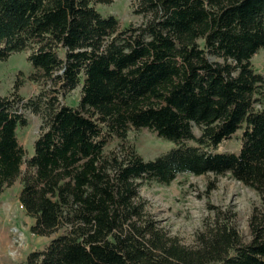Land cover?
Instances as JSON below:
<instances>
[{"label": "trees", "instance_id": "trees-1", "mask_svg": "<svg viewBox=\"0 0 264 264\" xmlns=\"http://www.w3.org/2000/svg\"><path fill=\"white\" fill-rule=\"evenodd\" d=\"M132 1L144 21L122 28L96 8L113 0H0V62L27 53L41 87L26 103L0 94V197L20 181L33 234L60 233L26 264H264V211L249 241L218 213L186 247L140 196L182 174H229L264 194V77L251 63L264 0ZM79 88L78 106L65 105ZM22 109L42 121L29 159ZM144 129L174 148L146 162L124 146ZM239 132L240 152L220 153Z\"/></svg>", "mask_w": 264, "mask_h": 264}, {"label": "rangeland", "instance_id": "rangeland-1", "mask_svg": "<svg viewBox=\"0 0 264 264\" xmlns=\"http://www.w3.org/2000/svg\"><path fill=\"white\" fill-rule=\"evenodd\" d=\"M98 12L105 18H116L122 28L139 26L142 16L134 14L132 0H113L110 5H97ZM28 54L11 56L0 62V94L9 96L16 92L24 99L23 103L38 95L41 87L29 80L33 72L28 63ZM257 73L264 77V51L255 55L251 61ZM16 83L18 84L15 89ZM80 88L64 102L69 107L78 106ZM21 112L28 124L18 130L20 146L26 152L27 159L34 155V144L41 134L42 121L31 111ZM194 133L200 136L195 127ZM242 132L224 142L220 153L238 154L242 146ZM123 145L120 141L111 142L106 151L117 150ZM124 146H133L146 161H155L162 154L174 148L170 142L159 139L144 129L132 131ZM26 167H23L25 171ZM21 183L18 181L0 197V264H26L34 252L45 251L60 234L49 237L36 236L32 232L35 220L22 208L19 197ZM140 196L147 203V212L158 221L171 238L178 239L186 247L196 245L198 234L214 223L218 213L235 215L236 226L245 241L251 238L250 221L254 214L264 211V194L234 180L229 174L215 176H193L182 174L170 185L149 183L142 186Z\"/></svg>", "mask_w": 264, "mask_h": 264}]
</instances>
